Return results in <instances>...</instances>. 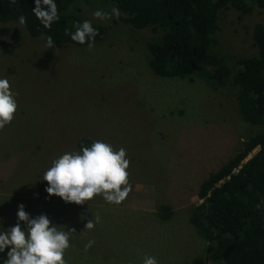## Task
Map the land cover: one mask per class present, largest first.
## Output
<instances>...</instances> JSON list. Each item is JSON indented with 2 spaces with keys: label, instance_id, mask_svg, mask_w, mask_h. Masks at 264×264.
I'll list each match as a JSON object with an SVG mask.
<instances>
[{
  "label": "rangeland",
  "instance_id": "rangeland-1",
  "mask_svg": "<svg viewBox=\"0 0 264 264\" xmlns=\"http://www.w3.org/2000/svg\"><path fill=\"white\" fill-rule=\"evenodd\" d=\"M76 3L70 10L81 20L105 27L91 49L72 43L47 48L42 36L23 30L11 39L13 23L0 21L7 43L4 51L0 42V78L18 94L15 117L0 130V231L17 224L23 204L31 218L47 215L52 225L75 229L67 264H143L145 256L158 264H190L206 244L189 221L199 184L263 126L241 117L229 83L154 73L145 42L159 32L94 18L96 10L111 11V0ZM257 21L264 22V8L257 6L249 14L229 7L219 15L210 49L230 70L236 58L251 53ZM82 135L126 150L132 191L122 203L98 195L77 205L47 193L44 172L64 153L82 152L75 143ZM161 203L171 208L166 219L158 215ZM96 215L100 222L86 229ZM90 240L95 243L85 251ZM10 250L0 252V264Z\"/></svg>",
  "mask_w": 264,
  "mask_h": 264
},
{
  "label": "trees",
  "instance_id": "trees-1",
  "mask_svg": "<svg viewBox=\"0 0 264 264\" xmlns=\"http://www.w3.org/2000/svg\"><path fill=\"white\" fill-rule=\"evenodd\" d=\"M78 1L54 0L60 18L49 29L32 12L35 0H16L14 4L12 0H0V21L13 23L11 39L21 38L23 30L27 36H42L46 42L50 36L53 43L82 45L70 36L75 32L74 25L84 22L70 10ZM111 1L121 12L120 18L113 17L112 22L137 28L148 26L159 32V38L145 42L150 52L148 64L154 73L187 80L199 76L219 86L229 83L241 117L263 126L201 181L196 191L200 201L193 206L189 221L206 242L204 254L195 256L190 264H264V22L253 25L248 49L251 53L236 58L233 70L210 49L224 9L232 7L249 14L254 6L264 8V0ZM21 15L26 18L24 24L19 22ZM91 23L99 32L95 41L101 39L105 27ZM0 42L6 51L7 43L2 39ZM75 143L82 150L93 142L90 136L82 135ZM170 214L168 204L158 206L160 218Z\"/></svg>",
  "mask_w": 264,
  "mask_h": 264
},
{
  "label": "clouds",
  "instance_id": "clouds-1",
  "mask_svg": "<svg viewBox=\"0 0 264 264\" xmlns=\"http://www.w3.org/2000/svg\"><path fill=\"white\" fill-rule=\"evenodd\" d=\"M12 3H16V0H12ZM35 5L33 14L45 28L50 29L52 23L60 18L57 4L54 0H35ZM93 16L100 20H111L113 17L119 19L121 12L118 6H113L110 12L96 10ZM19 22L24 24L26 18L21 15ZM74 27L75 32L70 34L71 39L82 45L87 44L89 49L94 47L95 37L99 32L92 23L86 20ZM53 46V40L49 36L47 48ZM17 95L11 90L9 80L0 78V130L15 117L18 110ZM126 156L123 147L115 150L111 144L99 140L94 141L90 147H82V152L64 153L53 160L51 167L43 174L42 179L49 185L46 191L49 196H59L66 203L82 205L102 195L108 203L118 205L132 191L130 173L127 171L130 161ZM17 216L18 222L15 226L0 231V252L11 249L4 264H67L65 253L71 246L70 237L75 229L58 228L52 225L47 215L31 218L23 204L19 205ZM20 222H24L27 228H22ZM99 222L100 217L96 215L95 222L90 220L86 229H94ZM94 243V240H90L85 245V251ZM143 264H158V260L156 257L145 256Z\"/></svg>",
  "mask_w": 264,
  "mask_h": 264
},
{
  "label": "built area",
  "instance_id": "built-area-1",
  "mask_svg": "<svg viewBox=\"0 0 264 264\" xmlns=\"http://www.w3.org/2000/svg\"><path fill=\"white\" fill-rule=\"evenodd\" d=\"M249 154H250V153H248V156H249ZM248 156H246V157H248ZM246 157H245L244 159H246ZM238 167H239V165H238L236 168H234L233 171H237Z\"/></svg>",
  "mask_w": 264,
  "mask_h": 264
}]
</instances>
